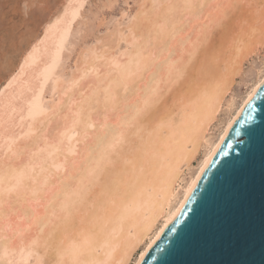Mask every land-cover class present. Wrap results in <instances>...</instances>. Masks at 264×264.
I'll return each mask as SVG.
<instances>
[{
  "label": "bare ground",
  "instance_id": "obj_1",
  "mask_svg": "<svg viewBox=\"0 0 264 264\" xmlns=\"http://www.w3.org/2000/svg\"><path fill=\"white\" fill-rule=\"evenodd\" d=\"M159 1L161 6L151 0L139 10L130 27L132 31L127 35L130 46L117 58H110L106 73L99 77L101 81L89 89L91 92H87L82 102L68 110L65 107L66 114L56 119V123L61 121L56 128L48 127L51 118L42 111L29 118L27 107L35 95L34 87L40 84L41 77L36 74L49 66L47 58L51 55L53 59L59 36L71 16L67 13L70 17L62 20L67 25L61 28L54 24L57 31L58 28L61 31L50 36L47 42L44 38L47 36H43L45 42L37 37L36 21V28L24 27L29 30L27 40L15 39L18 45L13 40L11 45L16 50L32 47L29 51L24 48L28 55L21 56L20 60L24 58L25 61L19 62H23L21 75H28L22 76L26 79L24 82L30 81L27 85L20 83L22 87L18 89L20 80L18 82L17 78L15 83L18 84L14 87L18 90H15L10 82L13 83L17 73L7 82L14 90L6 85L8 93L4 92L6 95L0 100V198L7 199L6 190L19 187L21 197L39 203L31 205L36 209L34 220L31 214L24 215L23 208L11 217V227L0 219V264H24L30 257H36L34 264H139L179 213L218 146L249 102V96L257 91L256 84L264 79L261 0H249L251 7L240 10L242 13L233 10L239 18L234 21L232 33L221 38L216 33V41L212 42L208 37L213 36L214 28L201 39L183 37L188 15L191 23L196 22L198 16L192 14L204 11L202 6L206 4H202L206 0ZM69 3L63 4L69 9L72 5ZM107 3L102 6L111 8L113 2ZM215 7V13L220 16L223 8ZM69 10L67 12H71ZM63 15L66 17V13ZM209 21L207 23L211 24L212 20ZM56 22L61 24L58 19ZM84 22L86 20L77 22V32L82 31ZM86 23L90 32V21ZM191 23L186 25L189 29L194 28ZM212 24L205 27L209 29ZM154 25H162L165 29L159 37ZM202 26L195 28L198 33L206 30ZM51 28L50 32L46 31L53 35ZM205 33L207 30L200 35ZM20 38H23L22 33ZM175 39L182 40L185 45L189 43L187 46L181 43L182 54L177 51V57L172 54L176 51ZM72 41L68 38L64 42L72 44ZM113 46L118 49L120 42ZM97 47L84 60V70L104 63L102 59L108 50L98 51ZM7 54L0 64L5 72H10L16 62ZM256 56L262 57L263 63L254 76L244 81L245 92L237 96L238 79L245 74L247 62ZM164 57L177 62L181 70L179 78L175 74L169 76ZM79 59L81 62L82 58ZM61 60L57 62L58 68L48 76L46 89L50 85L48 87H58L63 93L66 87L60 80ZM153 60L157 64L151 71L140 70ZM31 73H35L33 80L28 79L32 78ZM157 89L163 90L159 103L156 102ZM66 97L62 98L67 100ZM15 198L14 194L13 202Z\"/></svg>",
  "mask_w": 264,
  "mask_h": 264
},
{
  "label": "water",
  "instance_id": "obj_2",
  "mask_svg": "<svg viewBox=\"0 0 264 264\" xmlns=\"http://www.w3.org/2000/svg\"><path fill=\"white\" fill-rule=\"evenodd\" d=\"M264 88L139 264H264Z\"/></svg>",
  "mask_w": 264,
  "mask_h": 264
},
{
  "label": "rangeland",
  "instance_id": "obj_3",
  "mask_svg": "<svg viewBox=\"0 0 264 264\" xmlns=\"http://www.w3.org/2000/svg\"><path fill=\"white\" fill-rule=\"evenodd\" d=\"M71 1H73V0H71ZM107 1L108 0H74V2H75V5H74V2H72V3L70 2L69 3L68 0L67 1L66 0H56V2H55V0H17V1L16 0H0V32L4 33L6 36H8L10 34L9 37H8L10 43H9V50H8V54L7 55H9L10 58L13 57L14 61L16 62V64L13 62L14 65H15L14 67H13V65H12V67H10V69H9L10 72L9 71L5 72V69L1 68L2 65L0 64V96H1L0 100H2V97H4V95H6V93H4V92L8 93L7 90H9V88L12 85H13V88L16 87L15 85L18 84V83L17 84L15 83V82H17V80H16L17 78H19L18 82L20 80L19 84L21 83L22 85H24L23 83H25L24 80H26V79H23V78L28 76L27 73H26V76H24L25 74L21 75L20 68L23 65L22 64L23 62L22 63H19V62L23 61V59L26 58V56L28 55V54H26V52L31 50L32 47L30 49V46H27V48L25 46L24 48H26L28 51L25 50L24 48H22V49L20 48L19 50H16V48H12L13 45H11V44H13V40H14V42H16V44L21 42L22 40H27V36H29L28 32H29L30 28L31 29L32 28H36V25L38 24V31H37L38 36L37 37L40 38V39H43L44 42H45V40L47 42L48 40H50V36L53 37L55 34H57L58 31H61L60 28L64 24L67 25V23H68V25L66 26V29L65 28L63 29L61 35L58 34V35H60L59 36L60 40L56 44L57 49H55L53 51V54H52L53 59H51V55L49 56L50 59L47 58L48 59L47 62H48L49 66L46 67L44 72H43V70L37 69V70H39V72H37V74H36L37 76L36 77H39V78L41 77L40 78V82H38V84L40 83L38 85L40 88L37 87V86L34 87V90L36 89L35 92H33L35 95H32L31 104L27 107V109H28L27 111L30 114L29 118H31V116L33 117L34 113H37L38 111H40V112L42 111V112H44L46 114V116L49 115V116H47L49 119L51 118L49 120L48 127L51 129L53 126H55V128H56L58 126V124L61 123V121H58L57 123L55 121H56V119L58 117L60 118V116H63L64 114H66V108L68 110L69 109L68 107H70V106L76 107L77 104H79L80 102L83 101L82 99H84L85 97L88 96L87 92H91L89 89H91V88L93 89L95 87V84H97L98 82L101 81L99 79V77L102 78V76L106 73V70L110 66V65H108L109 61L111 60L110 58H112V56L117 58V56H120V54H121V52L123 50H125L127 47L130 46L129 43L127 42V35L130 34V32L132 31V29L130 27H131L132 23L135 21L136 16L138 15L137 13H139V10L141 8H143V6H146L147 3L149 5V2H151V0H115V1L111 0V2H109L110 1L109 0L108 1L109 3H112V2L114 3V4L112 3L111 8H108V6H106V5L102 6L103 3H105V2L107 3ZM153 1H154L155 4H158V6H161V3H160L159 0H153ZM195 1L197 2V0H195ZM221 1L222 0H220V2ZM64 2L69 3V5L72 4L70 6L71 9L73 8V6L75 7L76 4L78 6H76V9L75 8L72 9V11H73L72 12L71 10H69L70 8L68 9V7H66L67 6L66 4H63ZM196 2L194 3L195 5H196ZM222 2L224 3L225 1H222ZM109 3H107V5ZM218 3H219V0H209V1L206 0V1H204V3L202 5L206 4V5H204L206 7L204 8V6L201 5L202 9L204 11H202V10L199 11V13L202 12L200 15H199V13L197 15L195 14L196 16L192 14L193 17H197L198 16L197 17L198 19L196 20V22L194 21V23H193V21H192L193 24L190 22L191 21V19H189L190 15H188L189 18H188V20L186 22H187V24L191 23L194 28L191 27L189 29L190 26L189 25H188L189 27L186 26L187 24L185 23V31L187 32V35H186V32L184 31L183 37L186 38V39H188V37L189 38L191 37L192 39L194 38V40L196 39V37L201 39V38H204V36H206V34L209 35L208 31L212 30L214 28L215 30L213 32H215V33H212V35L214 36V39H215V37L217 38V36H215L214 34L218 33V35H219V30H218V28L216 29V27H215V24L217 22L215 20L217 18H219L218 17L219 14L215 13L216 12V7L215 6ZM223 3H220V4H223ZM20 6H21V8H20ZM201 6H200V9H201ZM60 7H62V9ZM65 7L67 8V10L71 11L72 14H71V12H67V10L65 12V9H66ZM103 7L104 8L106 7V8L105 9H101ZM30 10H32V11H30ZM237 10H238L239 13H242V12H240L239 9H237ZM9 11H12V12H9ZM85 12H86V16L88 18H86V16L84 15ZM98 12H99V14H98ZM17 13L18 14L20 13L21 15L20 14L18 15ZM51 13H52V15H51ZM65 13H66V17L63 15ZM67 13H69L71 17L69 15H67ZM81 13H82V16L84 17L83 18L84 20L82 19V16L79 15ZM33 14H35V16ZM90 14H92V16L95 14L96 17L98 15L99 16H98V18L93 16L95 18V19H93V17ZM214 14L215 15L217 14L218 16L214 18ZM232 14H231L232 20L237 22L236 20H238L237 17L239 15L238 16L234 15V14H237L235 12L232 13ZM68 16L70 17V19H69L70 21L69 20L67 21V19L69 18ZM77 16H78L77 19H79V20L75 21ZM234 16H235L236 19L234 18ZM80 18H81V20H80ZM89 18H90V20H87ZM208 18H210V19H208ZM57 19L60 21L61 24H59V22H58V24H56L57 23L56 22ZM64 19L67 21V23H63L62 20H64ZM92 19H93V23L91 22ZM186 19H187V17H186ZM85 20L88 23L90 21V25H91V29L92 30H90V32H89V29H90L89 24L87 25V23L84 22L83 29L84 28L87 29V32H85V30H83V29H82V31L78 30V32H77V29H78V28H76L77 22H80V21L83 22ZM192 20H193V18H192ZM194 20H195V18H194ZM206 20H207V22L209 20H212V21L214 20L213 22L211 21V24L213 23L212 25L214 27L212 26L211 28L207 29L205 26L207 24L208 25H211V24L205 22ZM35 21H36V23H35ZM66 21H64V22H66ZM188 21L190 23H188ZM20 22H21V24H20ZM24 22H26V23H24ZM22 23H24V24L22 25ZM75 23H76V25H75ZM54 24L55 25H59L60 28H58V31H57V28H56V26ZM199 24L201 26L203 25L204 27L203 26L202 27L206 28V30H207V33H205V35H203V36L200 35V34L202 32L204 34V32H206V30H204L202 28L203 31L200 33V30H199V33H198V31L195 29V28L200 26ZM52 25H53V29H54V27L56 28L55 32H53L54 30L51 28ZM24 27L26 29H29V30H26ZM50 28L52 29V33H54L53 35L51 33H50L51 35L48 34L51 31ZM73 28H76L74 30L77 32V34L79 33L80 36H82L83 32H85L86 34L84 33L83 34L84 37L83 36L80 37L79 35L76 34V32L73 30ZM10 29H11V33H10ZM24 29H25V31H24ZM198 29H201V27L198 28ZM15 30H17V32L18 31L19 32L17 33ZM20 30H22L21 33L23 35V38L26 37L25 39H23V38L19 39V36L21 35ZM46 30L49 31V32H47ZM195 30L197 31V34L195 33L197 36L194 35V31ZM44 31H46L47 33L44 32ZM115 31L117 33H115ZM25 32H26V34H24ZM42 32L45 33V35L44 34L42 35ZM71 32H73V33H71ZM12 33H14V35ZM19 33H20V35H19ZM68 33H71V34L68 35ZM88 33L89 34L91 33V36ZM72 34L74 35V37H72L73 36ZM191 34H192V36H191ZM16 35H18V37ZM12 36H13L14 39H12ZM43 36H47V37H44L45 40H44ZM71 37L75 38V39L74 40L72 39L73 40L72 41ZM218 37H220V35ZM68 38H69V42L72 41V44L69 43V42L68 43L64 42ZM83 38H84V40H83ZM11 39H12V41H11ZM15 39L16 40L18 39L20 41L18 42ZM192 39H189V40H192ZM75 40L77 41V43L79 41V43L78 44L77 43H73V42H76ZM111 40H112V42H111ZM175 40H174L175 41L174 44H176L175 45L176 51L174 53H172L173 57H177L179 54H182V52H180V50L182 48V44L184 46H187L189 44V43H186V45H185L184 43H182V40H180V41H178V39H175ZM43 41H42V43H43ZM215 41H216V39H215ZM119 42H120V47L118 49H115L113 45H117ZM34 44H35V42H34ZM96 45L99 46V47H97L98 51L108 50V51H105V55L103 56V59H102V60H104L105 64L103 63L100 66L91 67V69L84 70L85 69L84 66H83L84 65V60L86 58H89L90 53L94 50V48H96ZM68 46L69 47L72 46L74 48L71 49V47L68 48ZM102 46H103V48H102ZM101 48H102V50H100ZM67 49H69V51ZM177 51L180 52V53L177 54ZM17 52H19V53H17ZM112 52H114V53H112ZM20 53H21V55H20ZM175 55H177V56H175ZM4 56H5V53L0 52V61H1L0 63H2V61L6 58ZM21 56L24 57L22 60H20L22 58ZM259 57L260 56H256L255 59H252L251 61L247 62L246 69H245V74L243 75L242 78L240 77L238 79V83L235 86V93H236L237 96L243 94L245 92V90H246L247 86H245L244 81L250 79L251 75L254 76L256 74V69L259 68L262 65L263 59H262V57H260V58ZM13 58H12V60H13ZM61 58H62L63 61L61 60L62 70H60V75H61L60 76V80L63 81V86L66 87L65 92H63V93L61 91L59 92V88L58 87L57 88L56 87H53V88L52 87H48L50 85H48L47 89H46V83H48V81H47L48 80V76L51 74V72L54 69L58 68L57 62H59V60ZM65 58H67V59H65ZM79 58H82L81 62H80ZM259 59H261V60H259ZM24 61H25V59H24ZM79 63H81V64H79ZM249 63H250V65H248ZM41 69H42V66H41ZM35 73H36V71H35ZM35 73H31L32 78H30L31 76H29L28 79L33 80V78L35 76ZM73 73H74V75H73ZM16 74H17V77H15ZM22 76H24V77L22 78ZM74 76H75V78H74ZM12 78H14V80H15V81L13 80V83L10 82V81H12ZM9 79H10V81H9ZM22 79H23V81H22ZM29 81L30 80L26 81L25 85H27V82L29 83ZM7 82H10L11 86H9ZM21 84L17 86L18 89L20 87H22ZM69 84H70V86H69ZM6 85H7V87L9 86L8 89H7V87H5ZM13 88L11 87L12 90H14ZM11 89H10V91L12 92ZM18 89L15 88V90H18ZM11 92L9 93V95L11 94ZM62 97H64V98L66 97L68 99L66 100V99H63ZM61 99H63V100H61ZM238 99H240V97ZM64 100H65V102H63ZM0 103H1V101H0ZM35 258L36 257H34V258L30 257V259L27 261V263H24V264H34V262L36 261ZM43 264H45V263H43Z\"/></svg>",
  "mask_w": 264,
  "mask_h": 264
},
{
  "label": "snow or ice",
  "instance_id": "obj_4",
  "mask_svg": "<svg viewBox=\"0 0 264 264\" xmlns=\"http://www.w3.org/2000/svg\"><path fill=\"white\" fill-rule=\"evenodd\" d=\"M218 8H223V11L221 15L218 18L217 21V28L219 30V35L221 37H226L230 33H232L234 28V21L232 20L231 14L233 10H243L245 8L251 7V4L249 0H227L226 3L217 4ZM260 14L261 18L264 19V0H261L260 4ZM154 27L157 29L156 36L159 37L164 32V27L162 25H154ZM152 33L151 30L149 31V42H151ZM174 38V37H173ZM214 37L209 36L208 40L209 42H212ZM9 38L4 33L0 32V52L7 53L9 50ZM262 51H264V48H262ZM165 65L168 67L169 76L171 77L173 74L179 78L181 70L177 66V62H173L168 60L167 57L163 58ZM157 64L156 60L151 61L150 63L146 62L142 68L140 69L143 72H149L152 70V68ZM262 74H264V68H262ZM256 88H264V79H262L258 84H256ZM162 89L156 90V102H162L161 101V93ZM256 92H252V96H255ZM252 96H249V101L252 99ZM264 135V133H262ZM19 139V138H18ZM19 187L13 189L9 188L6 190L7 192V199L0 198V219L5 220L7 222V227H11V217L20 211L21 208H23L24 215L31 214V219H36V209L32 208L31 205L33 203L38 204V201H33L31 199H28L26 196L21 197L19 195ZM15 194V202H13L12 197ZM25 205H28V207H24ZM23 218V217H21Z\"/></svg>",
  "mask_w": 264,
  "mask_h": 264
}]
</instances>
